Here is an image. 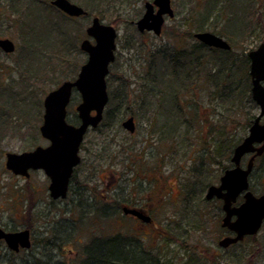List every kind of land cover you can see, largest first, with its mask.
<instances>
[{
  "label": "rangeland",
  "instance_id": "1",
  "mask_svg": "<svg viewBox=\"0 0 264 264\" xmlns=\"http://www.w3.org/2000/svg\"><path fill=\"white\" fill-rule=\"evenodd\" d=\"M30 1V6L22 0L15 8V0H0V37L15 44L12 53L0 49V227L28 228L31 238L30 248L19 252L0 240V264H37L38 259L73 264L91 239L116 234L159 264H264V223L248 240L224 249L218 245L220 220L204 204L207 187L218 182L221 165L228 164L225 145L242 139L259 112L252 99L239 101L238 85H233V97L224 98L205 73L216 65L233 76L241 73L242 64L250 85L247 53L264 40V0H171L174 15L166 18L160 36L136 28L143 0H70L87 12L75 18L62 14L50 0V10L40 0ZM30 7H35L30 21L35 14L46 20L37 25L34 41L25 36ZM94 16L117 31L115 58L106 76L109 99L101 122L84 135L67 197L54 200L42 170L28 178L14 175L5 168V153L48 144L39 132L43 98L77 76L87 58L79 44ZM52 27L58 31L52 33ZM199 31L229 40L230 56L220 58L217 51L205 49L195 58L200 52L195 50L194 63L186 69L187 88L175 107L162 104L160 94L148 96L149 72L161 67L152 53L196 49L193 34ZM79 101L73 91L68 123H78ZM129 116L135 122L132 133L121 125ZM127 202L151 205L160 231L125 218L121 206ZM102 206L105 213L97 210ZM204 210L208 214L200 219Z\"/></svg>",
  "mask_w": 264,
  "mask_h": 264
},
{
  "label": "water",
  "instance_id": "2",
  "mask_svg": "<svg viewBox=\"0 0 264 264\" xmlns=\"http://www.w3.org/2000/svg\"><path fill=\"white\" fill-rule=\"evenodd\" d=\"M50 4L71 17L86 14L83 7L70 0H51ZM165 14L169 17L174 15L170 0L145 2V11L135 22L137 30H147L159 35ZM85 32L87 38L81 40L79 48L87 54V59L80 66L77 76L73 80H64L43 98L39 132L48 144L37 145L31 150L19 153H5L4 165L14 175L28 178L30 171L42 170L49 178L47 188L52 199L66 197L72 172L80 162L78 151L84 135L89 128H95L100 123L108 101L106 76L109 65L115 58L117 32L113 26L103 23L98 16L91 19ZM193 37L209 47L230 49L223 37L209 31L195 32ZM0 49L5 53H12L15 44L9 38L0 37ZM248 57L251 98L259 106V113L249 126L248 134L233 149L231 161L235 166L227 169L220 177V185H210L205 193L207 199L215 196L224 200L226 215L223 226L236 233L233 237L221 239L220 246L242 240L245 235L257 234L264 222V194L257 197L246 191L244 201L236 208H230L231 201L248 187L247 176L252 160L243 169L239 166L241 156L255 150L254 143H262L261 148H257L258 151L264 145V124L260 122L264 115V41L250 50ZM73 90L80 95V101L75 106L77 124L68 123L66 120L67 105ZM121 125L130 133L135 130L132 116L122 121ZM123 211L147 221V217L135 209L123 208ZM231 215L236 216L233 221L230 220ZM0 240L4 241L9 250L18 252L31 246L30 230L24 228L6 231L0 227Z\"/></svg>",
  "mask_w": 264,
  "mask_h": 264
},
{
  "label": "trees",
  "instance_id": "3",
  "mask_svg": "<svg viewBox=\"0 0 264 264\" xmlns=\"http://www.w3.org/2000/svg\"><path fill=\"white\" fill-rule=\"evenodd\" d=\"M20 1L22 0H15V3L13 4L15 8H18L17 6ZM26 1L28 2V5L26 6H30L31 1L30 0H26ZM40 1L41 4H44L43 5L44 8L46 9L50 8L49 7L50 4L48 3V0H40ZM30 8L31 9H29V14L28 13L27 15L25 14V19L23 18L25 27L28 30L25 36L30 37L31 40L34 41L36 38H38L36 34L38 32L37 25L39 24L43 26L46 20L42 18L41 15L37 16L35 14L33 21H30L28 15H31V12L35 10L34 9L35 7H30ZM46 16L49 17V14L47 13ZM37 17L40 20L35 21L34 19H36ZM46 19L48 20V18ZM50 31L54 33V31H58V28L57 30H54L52 27ZM62 34L64 35L63 32ZM57 35H60V32H57L55 36ZM198 48L200 52H198V54H195V50H197ZM205 49L217 51L219 53L220 58L221 55L223 57H227L230 56L231 53V51L210 48L201 43H198V45H196V49H192L188 51L187 53L189 54H187L184 49L179 53L177 52L163 53L159 51H154L152 53L153 61L160 62L161 67L156 68L154 72L151 71L149 72L152 78L149 80L151 84L146 83L147 87H149L150 85L147 95L150 96L151 98H155L157 95L160 94V96L162 95V98L159 100L162 101V104L166 103L170 106L173 105L174 107L177 106L176 99L182 93V91H184V89L187 88L186 83L188 82L187 79L189 75L186 74V72L188 71L186 69L191 64L190 62L193 59L192 56L194 57L195 54V58H200V56L203 55L202 50L204 51ZM164 59H169L168 60L169 65L167 63L165 64ZM172 59L174 63L171 62ZM188 59L190 61L187 63ZM195 60H196L195 62H197L199 59H195ZM241 66H242L241 73L236 72L235 75L229 76L230 73L228 72V70L227 72H223V69H221V67L217 68L216 65H213L212 67L209 68L207 73H205V76L207 77L208 79L207 81L209 82V84L213 83L216 89L219 88L222 89L220 90L224 92L225 94L223 96L224 98L233 97V95L235 94L233 93L232 90L235 87L237 88L239 86L238 87L239 89L236 90L235 92L236 96H238L237 98H239V101L241 102L245 98V99H249V101L251 102L252 100H251V94L249 88L250 85H249L248 75L245 72L246 68H244L242 64ZM233 85L234 86L238 85V86L234 87ZM226 89L228 90V92H226ZM228 101H230V98L228 99ZM240 140L241 139H239L235 144L232 143V144H228V146L225 145L227 147L226 149L224 148L225 154L228 152L229 155L231 148L237 145V143H239ZM229 141L231 140H228L225 143ZM72 179H73V175L71 177V180ZM104 209H107V207L102 206L99 207L97 210L98 212L100 210H103L104 212ZM37 264H45V263H41L40 259H38ZM56 264L59 263L57 262ZM60 264L63 263L60 262ZM73 264H159V263L152 258H147L145 252L136 243L130 242L129 239L125 238L120 234H116V235L94 237L93 239H91L86 245H84L78 259L77 260L74 259Z\"/></svg>",
  "mask_w": 264,
  "mask_h": 264
},
{
  "label": "flooded vegetation",
  "instance_id": "4",
  "mask_svg": "<svg viewBox=\"0 0 264 264\" xmlns=\"http://www.w3.org/2000/svg\"><path fill=\"white\" fill-rule=\"evenodd\" d=\"M152 1L153 0H150V1L149 0H143L144 11H145V2H152ZM154 10H156V7H154ZM144 11H143V13H144ZM61 13L64 14V15H66L63 12H61ZM66 16H68V15H66ZM82 16H84V15H81V16H78V17H82ZM68 17H71V16H68ZM163 17H164V22L162 24L161 32H160L159 35H155L153 32L147 31V30H144L143 32H140V33L141 34H144V33H153L155 36H160L162 34L163 30H164V24H165L166 18H172L173 16L172 17H169V16H167L165 14ZM71 18H75V17H71ZM226 41L230 45V49L225 50V51H231V49H232L231 43L229 42V40H226ZM199 43H201V42H199ZM201 44H203V43H201ZM210 48H213V47H210ZM221 50H224V49H221ZM247 58L249 60V66H250V59L248 57V53H247ZM249 66H248V70H249ZM263 84H264V82H263ZM255 116L256 115L252 116V120H250V123H249L248 128H247V132L242 137V139L248 134L249 126L251 125V123H252L253 119L255 118ZM263 119H264V115L261 117L260 122ZM261 123H263V122H261ZM241 140L239 142H241ZM235 146H233L231 148V150L229 152L230 154L225 157L226 158V161H228V164L227 165H223V164L221 165V173H220V175L218 177V182L216 184H211V185H217V186L220 185V177L224 174V172L227 169L233 168L235 166V164L231 161L232 152H233V149H234ZM261 146H262V143H254L253 144V147H255L256 149L253 150L252 152L245 153V154H243L241 156L240 161H239V166L241 168H243V169H246L249 161L252 160L251 167H250V171H249L248 176H247L248 187H247L246 190L240 192L236 196V198H235L234 201H231L230 208H236L237 206H239L244 201V193L246 191H250L252 194H254L257 197L264 194V145H263L262 149H260L259 151L257 149V148H261ZM257 186H259V187H257ZM69 187H70V183H69V186H68L67 194L69 192ZM66 197H67V195H66ZM88 197L89 198L91 197L90 193L88 194ZM65 198H63V199H65ZM204 201H205V203H204L205 205L206 204H209L210 205V208H211L212 212H214V214H216L217 215V218H219V220H220V224L219 225H220V229L222 230V236L218 240V245H219V241L221 239H223L225 237H233V236H235L236 233L233 230H231L227 226H223V218L226 215V211L223 208L224 200L222 198H217L215 196L212 197V198H210V199H207L205 197V194H204ZM123 208L135 209V210L139 211L142 215H144V216L147 217V221H144L141 218H139V217H137V216H135V215H133L131 213H128V212L123 211ZM205 210H206V206H205ZM205 210H204V214L202 212H200V214H199L200 219L202 218V216H205V215L208 214L207 212H205ZM121 211H122L123 216L125 218H128V219L130 218V219L134 220L138 224L140 223L142 225L147 226L149 228V231H151V232L160 231V228L158 226V223L156 222V220H155V218H154V216L152 214V207H151V205L144 206V204H141V203H130V202H127L125 204H122ZM103 213H105V211ZM235 218H236L235 215H231L230 220L233 221ZM205 220H206V217H205ZM152 235H154V234H152ZM252 236L253 235H245L242 240H239V241L234 242V243H230L227 246H220V245L219 246L225 249V248H228L230 246H234L236 244L238 245V244L244 242L245 240H248ZM79 255H80V252L79 253H76V256L74 257V259L77 260L78 257H79Z\"/></svg>",
  "mask_w": 264,
  "mask_h": 264
},
{
  "label": "bare ground",
  "instance_id": "5",
  "mask_svg": "<svg viewBox=\"0 0 264 264\" xmlns=\"http://www.w3.org/2000/svg\"><path fill=\"white\" fill-rule=\"evenodd\" d=\"M51 1V0H50Z\"/></svg>",
  "mask_w": 264,
  "mask_h": 264
}]
</instances>
